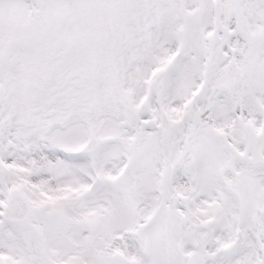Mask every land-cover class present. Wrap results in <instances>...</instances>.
<instances>
[{
    "label": "snow or ice",
    "instance_id": "1",
    "mask_svg": "<svg viewBox=\"0 0 264 264\" xmlns=\"http://www.w3.org/2000/svg\"><path fill=\"white\" fill-rule=\"evenodd\" d=\"M0 264H264V0H0Z\"/></svg>",
    "mask_w": 264,
    "mask_h": 264
}]
</instances>
